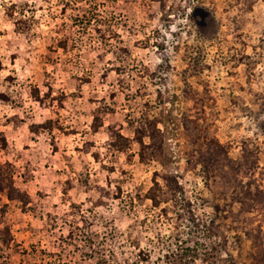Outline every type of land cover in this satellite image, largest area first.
I'll return each instance as SVG.
<instances>
[{
    "label": "rangeland",
    "instance_id": "obj_1",
    "mask_svg": "<svg viewBox=\"0 0 264 264\" xmlns=\"http://www.w3.org/2000/svg\"><path fill=\"white\" fill-rule=\"evenodd\" d=\"M0 183V264H264V0H0Z\"/></svg>",
    "mask_w": 264,
    "mask_h": 264
},
{
    "label": "trees",
    "instance_id": "obj_2",
    "mask_svg": "<svg viewBox=\"0 0 264 264\" xmlns=\"http://www.w3.org/2000/svg\"><path fill=\"white\" fill-rule=\"evenodd\" d=\"M0 188H2V185H1V183H0ZM150 199H152L153 201L155 200V198L154 197H149Z\"/></svg>",
    "mask_w": 264,
    "mask_h": 264
}]
</instances>
